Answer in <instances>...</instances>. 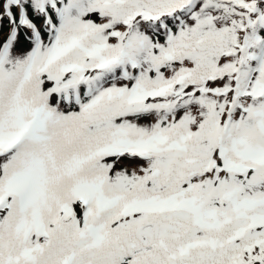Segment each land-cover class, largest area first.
I'll return each instance as SVG.
<instances>
[{
  "label": "snow or ice",
  "instance_id": "6c2138e0",
  "mask_svg": "<svg viewBox=\"0 0 264 264\" xmlns=\"http://www.w3.org/2000/svg\"><path fill=\"white\" fill-rule=\"evenodd\" d=\"M0 264H264V0H0Z\"/></svg>",
  "mask_w": 264,
  "mask_h": 264
}]
</instances>
